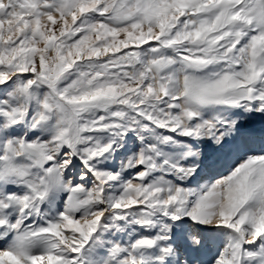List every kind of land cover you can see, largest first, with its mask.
Instances as JSON below:
<instances>
[{
  "label": "snow or ice",
  "instance_id": "6c2138e0",
  "mask_svg": "<svg viewBox=\"0 0 264 264\" xmlns=\"http://www.w3.org/2000/svg\"><path fill=\"white\" fill-rule=\"evenodd\" d=\"M0 264H264V0H0Z\"/></svg>",
  "mask_w": 264,
  "mask_h": 264
},
{
  "label": "rangeland",
  "instance_id": "374dc122",
  "mask_svg": "<svg viewBox=\"0 0 264 264\" xmlns=\"http://www.w3.org/2000/svg\"><path fill=\"white\" fill-rule=\"evenodd\" d=\"M229 163H232V161H229ZM213 173H214V175H227L226 166L225 167L218 168V169H214L213 170ZM220 244H221V241L220 240H217L216 242H214L212 251L211 252H205L204 253V258L205 259H210L213 255H215L216 248L218 246H220Z\"/></svg>",
  "mask_w": 264,
  "mask_h": 264
}]
</instances>
